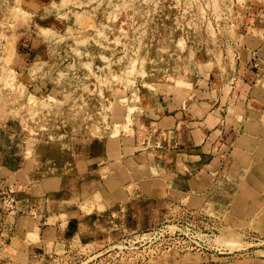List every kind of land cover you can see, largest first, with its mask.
Returning a JSON list of instances; mask_svg holds the SVG:
<instances>
[{
    "label": "rangeland",
    "instance_id": "obj_1",
    "mask_svg": "<svg viewBox=\"0 0 264 264\" xmlns=\"http://www.w3.org/2000/svg\"><path fill=\"white\" fill-rule=\"evenodd\" d=\"M202 88L210 103L224 92L246 127L264 128V0H0V211L35 204L30 193L44 202L39 178L66 173L55 169L72 141L135 136L143 144L150 136L172 145L187 135L185 118ZM165 116L171 124L162 126ZM138 122L148 125L142 140L132 131ZM172 130L162 140L159 133ZM221 206H207L205 216L172 204L135 231L120 215L82 226L81 241L58 252L48 241L40 246L25 218V245L7 238L0 264H178L186 254L201 258L194 264H264L256 247L219 253L159 232L188 222L218 234Z\"/></svg>",
    "mask_w": 264,
    "mask_h": 264
},
{
    "label": "crops",
    "instance_id": "obj_2",
    "mask_svg": "<svg viewBox=\"0 0 264 264\" xmlns=\"http://www.w3.org/2000/svg\"><path fill=\"white\" fill-rule=\"evenodd\" d=\"M201 90L193 117L185 118L187 135L172 145L150 137L140 144L135 136L72 141L68 161L55 169L66 173L39 178L35 190L44 193V202L30 193L35 204L0 211V245L7 238L24 244L25 218L36 225L40 246L48 241L58 252L66 242L81 241L82 226L122 215L129 230L146 229L172 204L205 216L207 206L216 211L224 205L226 215L214 216L222 227L246 239L264 236V128L246 127V116L236 113L224 92L210 103ZM182 110L189 107L182 103Z\"/></svg>",
    "mask_w": 264,
    "mask_h": 264
},
{
    "label": "bare ground",
    "instance_id": "obj_3",
    "mask_svg": "<svg viewBox=\"0 0 264 264\" xmlns=\"http://www.w3.org/2000/svg\"><path fill=\"white\" fill-rule=\"evenodd\" d=\"M229 68L232 70V73H233L234 72L233 71L234 70V64H233L232 61L229 62ZM119 107L123 108L122 106H119ZM120 111H122V110H120ZM160 124L162 126L163 125L166 126L168 124H171V122L168 120L167 116H165L164 119L160 121ZM138 126H139L138 130H132V128H129V130L135 131V133L137 132L138 135H139L140 140H142L141 135L145 134V132L147 131L148 125L144 124L143 122H138ZM124 128H125L126 131H128V125L125 124ZM157 131L158 130L155 128V130L153 132L156 133ZM116 132H117V128H116V130H114V133H116ZM151 132H152V130H151ZM114 133H113V135H114ZM159 134H160V136H162V140L166 136H168L170 139L173 137V132L172 131H168V132L163 131V132H160ZM153 136H155V135H153ZM155 139H157V138H155ZM19 169H22V168H19ZM19 171L21 172V174L23 176L24 175L23 171L22 170H19ZM142 171H144V170H142ZM18 174H19V172H18ZM23 179H25V178H23ZM169 227L171 229L175 228V226H173V225H169ZM27 235L29 236L30 240H33L37 236V233L28 232ZM37 240H38V238H37ZM213 242L216 244V246H218V249H220V250H228L227 252H229V253L234 252V251H239V250H242V249H246L249 246V243L244 239V234L239 232V231H236V230H234V229H232L230 227H222L219 230V233L216 234ZM200 260H201V258L199 259V261ZM199 261H198L197 257H195V256L192 257L191 255H187L186 254V255H182L180 257V259L178 260V264H194V263H197Z\"/></svg>",
    "mask_w": 264,
    "mask_h": 264
},
{
    "label": "built area",
    "instance_id": "obj_4",
    "mask_svg": "<svg viewBox=\"0 0 264 264\" xmlns=\"http://www.w3.org/2000/svg\"><path fill=\"white\" fill-rule=\"evenodd\" d=\"M174 207L175 208H173V209L177 210L178 212L182 211L185 214L192 215L189 212L185 211L182 206H179V205L176 206L175 205ZM216 222H215V225H217V223H218V222L217 223ZM186 224L187 225H184V226H176L175 224H168V225L163 226L162 228H159V232L162 231L161 234H168L170 232H172L171 234H176V233L178 235L182 234V236L186 237V239H188L189 241L192 242L193 248L198 247V246H202V245L207 247L206 246V244H207L211 248H214L219 253H224V252L228 251V250L226 251V250L218 249V246H216V244L213 242V240H214V238L216 236V233L212 235V234H208L207 232L206 233L205 232H201L199 229H196L195 227H193L194 225L192 226V224H190L188 222H186ZM169 225H173V226H175V228L171 229L169 227ZM220 226H221V224H220ZM221 228H222V226H221ZM203 230L205 231L207 229H203ZM154 233H157V231H154ZM151 234H153V233H151ZM244 239L248 243H250L249 246L256 247L258 250H260L262 252L260 254V256L262 258H264V236H258V235H253L252 234L251 236L247 237V239L246 238H244Z\"/></svg>",
    "mask_w": 264,
    "mask_h": 264
}]
</instances>
